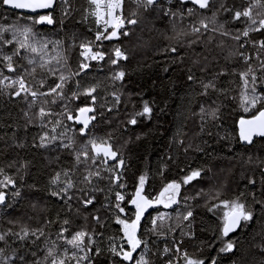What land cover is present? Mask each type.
<instances>
[{"label":"snow or ice","instance_id":"obj_1","mask_svg":"<svg viewBox=\"0 0 264 264\" xmlns=\"http://www.w3.org/2000/svg\"><path fill=\"white\" fill-rule=\"evenodd\" d=\"M84 4H78V0H0V6L21 11L18 20L28 21L25 24L18 21L0 24V96L10 100L19 98L25 104L22 109L24 122L13 130L12 144L8 147L26 148V137L35 127L39 131L32 136V147L52 151L67 149L74 158L72 168L54 172L49 181L52 186L49 195L61 201L73 218L63 220L56 239L51 241L46 226L53 221L44 220L33 228L19 219H8L9 227H0V245H3L0 246V264H222L225 256L229 264H264V144L256 147L254 139L264 138V0H240L239 3L236 0H84ZM57 10L59 21L54 19ZM76 13H80V20L76 23L94 18L97 26L94 39L80 40L72 33V43L66 48L63 40H53L37 28L38 25L57 22L62 30L69 28ZM165 19L171 22L175 35L165 34L164 38L176 39L177 43L161 49L162 53L173 54L172 61L163 71L168 73L182 68L187 81L200 88L199 95L209 97V102L201 104L199 112L194 114L201 121L197 135L205 133L209 120L215 127L221 119L222 102L217 104L211 100V94H218L217 99L221 96L229 98V89L220 86L222 78L239 77L238 97L231 99L238 100L245 113H254L248 119L242 117L239 120L238 142L245 146V150L229 158V171L240 169L242 189L231 200H221L222 193L217 190L210 198L219 203L204 205L219 219L218 231L197 225L191 207L177 217L178 222L174 225L167 224L171 219L167 213H157L150 220L151 226L142 229L141 221L150 208L157 205L170 208L180 204L182 199L186 202L189 197H181L182 185L201 178L203 169H192L179 182H168L152 198L145 190L148 173H142L137 177L135 190L129 195L124 177L128 162L124 153L113 147V134L108 133L106 137L92 134L93 121L98 119L97 107L112 112L120 105L121 94H118L119 90L111 93L115 98L113 107L97 106L94 93L99 85L81 90L80 80L75 79L86 74L93 61L119 67L121 61L130 59L119 44L113 45L110 52L100 50L104 41H121L137 28L141 32H152L156 30L154 22ZM185 20L189 21L187 26L178 28L176 21L183 24ZM180 37L188 39L182 41ZM218 37L234 43L229 45ZM74 47L80 49L82 57L75 70L71 68L67 55ZM184 48L190 49L191 55L183 52ZM221 58L224 65L214 70L213 65L219 64ZM233 64L237 67H231ZM196 72L205 78H198ZM125 76L126 71L120 68L111 79L114 84L119 81L124 87ZM51 77L56 79L49 84ZM70 84L76 90H72ZM229 84H235V80ZM82 96L90 100L91 105L73 108L72 102ZM99 116L103 117L104 112H99ZM152 116L153 106L144 100L142 108L128 113L123 123L136 126L143 119L151 120ZM20 129L25 134L23 138L17 135ZM70 132L73 135H69ZM206 134L210 138L214 135L211 129ZM77 135L82 138L79 143ZM144 135H136L135 140H141ZM215 135L219 136L218 133ZM3 138L0 136V140ZM230 139L234 137L227 133L219 136V141ZM130 142H133L131 138L125 140L120 148H126ZM179 143L184 145L183 140ZM204 144L208 142L204 141ZM193 147L191 143L187 144L184 152ZM195 150L205 152V148L199 145ZM228 150L234 152L231 144ZM3 154L4 149H0V157ZM171 159L169 156L168 160ZM55 160L59 161V156ZM29 163L16 160L0 163V213L11 216L15 211L9 197L21 196L18 183L24 180L22 173ZM7 169H14V174H9ZM77 172L79 176H76ZM102 182H106L105 187L100 186ZM9 189H12L11 193ZM98 193H104V202H99ZM207 195L201 189L191 199ZM129 206L131 213L126 212ZM31 207L37 210L38 205L33 203ZM45 210L40 208V211ZM101 210L104 214H100ZM107 214H110L108 219L120 226L122 235L109 237L105 250L98 246L97 238L103 236L99 229L108 226ZM77 219H83L85 224L73 231L71 226ZM89 222L92 227L87 226ZM177 228L182 237L189 239L196 238L197 231L202 234L194 252L183 248L182 239H175ZM170 235L173 236L171 246L165 243L158 252L152 251L150 244H155L152 237L166 241ZM42 238L43 255L38 256L33 246L39 248Z\"/></svg>","mask_w":264,"mask_h":264},{"label":"trees","instance_id":"obj_2","mask_svg":"<svg viewBox=\"0 0 264 264\" xmlns=\"http://www.w3.org/2000/svg\"><path fill=\"white\" fill-rule=\"evenodd\" d=\"M237 3L240 0H236ZM78 4H84V0H78ZM87 7L86 4H84ZM128 8V5L125 6ZM83 12V9H81ZM21 14L7 10L4 6H0V24L28 23L25 19H19ZM75 20L71 27L61 29L60 24L57 22L53 28H44L37 26L41 29L43 34L55 40L61 39L65 42L67 48L72 43L70 36L75 33L79 36L80 40L85 38L94 39L96 25L94 18L90 17L87 21L76 23L80 20V13L74 14ZM59 10L54 13V19L59 21ZM156 30L152 32H141L137 28L130 36L122 37L121 41H104L101 50L110 52L113 45L119 44L122 50H126L130 55L128 61H121L119 67L109 65L105 62H91L92 67L87 70L86 74L75 77L76 80L81 82V90L91 85L98 84L99 87L94 95L97 96L96 105H105L106 107H113L115 98L111 95L112 92L119 90L121 94V103L118 108H114L112 112H107L106 108L97 107V121H93L95 127L92 128V134L97 137H106V134H113V147L120 149L128 162V168L124 172L125 182L127 184L126 191L129 195L135 190L137 177L142 173H148V182L145 185V190L152 198L163 189L164 185L171 181L179 182L183 177L190 174L192 169H203L201 178L193 180L188 185H183L181 188V197H189L185 202L183 199L180 204L175 205L173 208L165 209V207L155 206L148 210L147 216L142 219L141 225L143 228L150 227V220L157 215V213H167L171 219L167 224H176L177 217L181 213H185L188 207L194 211L195 223L200 226L207 227L210 230H217L219 226V219L213 213L208 212L204 206L206 203L216 204L217 200H212L210 197L214 195L217 190L221 191V200H231L242 189L243 181L240 179V169L234 168L229 171L231 165L229 158L234 154L242 153L245 146L238 142V124L239 120L243 117L250 118L254 113H245L238 104V100L234 101L231 97H238L240 91L239 77H225L221 79L220 86L229 89V98L220 97L217 99L216 93L211 94V100H215L217 104H221V119L213 127L211 121L205 125V133H199L201 121L198 115L201 104L209 102V97L199 95L200 88L196 84L187 81L186 74L182 68L165 73L164 67L169 66L173 59V54L162 53L161 49L169 44H176V39L167 40V36H174L171 30V22L167 19L163 21L154 22ZM178 28L186 27L189 23L185 20L183 24L176 21ZM143 27V25H141ZM243 27V25H240ZM91 29V30H89ZM182 41H187V37H180ZM225 39L229 45L233 44L228 38ZM80 41H77V44ZM51 50V45L49 46ZM95 50V49H94ZM199 51V48L196 49ZM183 52L191 55V50L184 48ZM80 49L78 47L72 48L67 53L69 57V64L75 70L82 59L79 55ZM50 54L51 53L50 51ZM224 60L221 58L219 64H214V70L224 65ZM231 67H237L233 64ZM242 69V65L239 66ZM122 68L126 71V76L123 81L124 87H121V82L113 83L111 77L113 73ZM9 74V73H5ZM10 75V74H9ZM198 78H205L202 73L196 72ZM56 78H49L51 84ZM235 80V84H229V81ZM72 90H76L75 86L70 84ZM132 94V95H129ZM139 94V95H137ZM148 101L153 106V116L151 120L143 119L138 125L132 126L123 123L127 119V114L133 110H140L142 108V101ZM91 101L81 97L72 102V107L90 106ZM52 107H55L54 105ZM25 104L17 98L10 100L6 96H0V149H4V154L0 157V163H8L16 160L19 163L28 161L29 167L23 171L24 180L18 183L21 191L19 198L9 197L10 201L15 206V211L11 216L0 213V227L8 228V219L16 218L21 220L22 223L30 227H37L42 224L44 220L53 221V223L46 226V234L49 241L55 240L57 232L64 219H72L73 214L63 206L61 201L56 197L49 195V189L52 187L49 183L54 172L67 170L74 165L73 156L69 155L67 149H57L52 151L50 149L34 148L32 147V136L35 135L39 129L31 128L26 137L27 147L24 149L8 147L12 144V132L18 125L23 124L22 109ZM163 110V111H161ZM59 111V109H57ZM99 112H104V116H99ZM105 117L107 119H105ZM66 123H71L67 122ZM7 125H11L9 128ZM80 127V125H75ZM208 129L214 133L213 137H209L206 132ZM59 131V129H58ZM226 133L230 134L234 139L219 141V136ZM145 134L141 140H135V136ZM17 135L21 138L25 136L22 129ZM73 135V133H69ZM131 138L126 148H120L125 140ZM79 143L82 138L78 135L76 137ZM183 140L184 145L179 141ZM204 141L208 144L205 145ZM67 142V141H64ZM191 143L194 147L187 153L184 152V147ZM231 144L234 152H229L228 145ZM264 144V139L256 141V147ZM199 145L205 148V152L195 150V146ZM59 156V161L55 158ZM172 157L168 160V157ZM167 161V167L165 162ZM9 174H14V169H7ZM163 172V175L160 173ZM79 176V172L76 173ZM75 178V177H74ZM2 179V177H0ZM35 187H32V186ZM106 182L101 183V187H105ZM201 189L207 196H200L196 199H191ZM12 189H9L11 193ZM99 202H104V193H98ZM99 202L97 207H99ZM37 204V210H33L31 204ZM40 208H45V211H40ZM132 208H126V212L131 213ZM100 214H104L101 210ZM106 215V228L99 229L103 232L102 237L97 238V244L103 249H107L109 244V237H119L122 235L119 229L120 226L116 225L112 220L108 219ZM187 223V222H184ZM83 219H77L71 226L72 230H78L80 226L84 225ZM92 227L91 222L87 225ZM256 227V225H254ZM19 230V227L16 228ZM187 229H185L186 231ZM65 235H68L66 233ZM234 235V234H233ZM174 237L177 241L183 240V248H186L190 253L194 252L199 245L202 234L197 231L196 238L189 239L182 237L180 229L177 228ZM173 236L170 235L165 241L163 239L155 240V244H150L152 251L158 252L162 249L165 243L171 246ZM120 241L117 239L116 241ZM62 243V242H61ZM244 242L242 241V244ZM3 246V245H0ZM16 245H13L15 247ZM66 246V245H62ZM38 256H42V249L44 247L43 238L39 242V248H35ZM155 259V257H153ZM222 264H229L228 257L225 256Z\"/></svg>","mask_w":264,"mask_h":264},{"label":"water","instance_id":"obj_3","mask_svg":"<svg viewBox=\"0 0 264 264\" xmlns=\"http://www.w3.org/2000/svg\"><path fill=\"white\" fill-rule=\"evenodd\" d=\"M7 10H9V11H12V12H16V13H19V14H21V11L20 10H13V9H10V8H8L7 6H4ZM24 15H31L30 13H24ZM40 27H44V28H53L54 26H55V24H53V25H39ZM91 127V126H90ZM238 132H239V124H238ZM256 141L257 140H262V139H264V138H254ZM242 145V144H241ZM242 146H244V145H242ZM147 216V213H145V217Z\"/></svg>","mask_w":264,"mask_h":264},{"label":"rangeland","instance_id":"obj_4","mask_svg":"<svg viewBox=\"0 0 264 264\" xmlns=\"http://www.w3.org/2000/svg\"><path fill=\"white\" fill-rule=\"evenodd\" d=\"M104 48V47H103ZM101 50V49H100ZM183 186V185H182ZM182 188V187H181ZM175 205L176 204H174V205H172V207H170V208H173V207H175ZM158 206H160V207H164L163 205H158ZM165 209H169V208H165Z\"/></svg>","mask_w":264,"mask_h":264}]
</instances>
